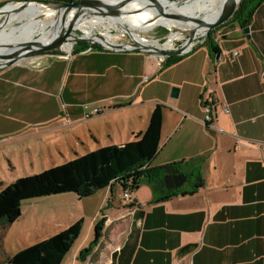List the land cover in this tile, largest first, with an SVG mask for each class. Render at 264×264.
<instances>
[{
    "label": "crops",
    "instance_id": "obj_1",
    "mask_svg": "<svg viewBox=\"0 0 264 264\" xmlns=\"http://www.w3.org/2000/svg\"><path fill=\"white\" fill-rule=\"evenodd\" d=\"M248 27L250 31L244 35L236 24L229 23L213 41L217 53L207 52L210 61L216 56L210 65L212 72L207 74L214 86L211 132L205 129L198 100L194 107L181 106L194 98L186 89L179 88L178 101H165L168 106H164L156 158L161 156L159 165L166 167L180 160L204 157L201 166L178 168L187 180L188 176L198 178L195 191L159 200L164 194L158 186L145 181L144 194L135 199L131 195V201L143 212L141 218L135 219V208H124L122 202L120 211L101 216L106 222L94 251L105 244L106 254L101 263L92 251L84 259L86 262L110 264L113 254L135 230L138 239L129 264H264V2ZM150 58L153 57L138 51L91 50L71 57L50 53L0 69V139L21 137L25 143L22 150L31 156L37 136L56 131L51 126L60 120L63 108L84 126L85 136L95 142L94 150L102 147L103 138L113 142L119 135L120 145L111 146L131 142L125 139L147 128L153 108L145 110L141 103H124L131 96L121 94L118 87L124 82L126 87L134 85L133 76L137 74L140 79L148 67L152 69ZM65 73L71 81L68 94L98 98L85 107L58 100ZM194 91L197 97L199 91ZM63 92L64 88L61 96ZM95 108L102 112L84 119ZM48 123L43 129L37 128ZM203 128L211 137L207 147L193 135V131ZM90 150L93 151L87 146L85 154ZM116 187L119 186L94 194L114 197ZM163 190L167 191L164 186ZM173 191L190 190L180 187ZM78 220L82 223V215L75 217ZM76 222L69 233L75 241L81 227ZM61 238L65 247L69 238ZM190 244L196 248L180 255V250Z\"/></svg>",
    "mask_w": 264,
    "mask_h": 264
},
{
    "label": "rangeland",
    "instance_id": "obj_2",
    "mask_svg": "<svg viewBox=\"0 0 264 264\" xmlns=\"http://www.w3.org/2000/svg\"><path fill=\"white\" fill-rule=\"evenodd\" d=\"M7 1L9 0H0V6ZM194 1L195 0H165V5L162 7L167 9H169V6L171 5H173V7H181L185 2ZM120 17V22L112 20L107 22L98 19L101 25L105 26L106 29L102 31L96 30L93 32L94 35L100 36V38L107 36V39L104 40L114 44L135 43L138 46H144V43L156 41L160 46H163L167 43L170 33L167 29L158 26V24L146 20L143 16L137 18H125L124 15H122ZM20 24L21 23L14 22L11 24L13 28H15V32L12 33L13 37L20 35L22 32V29L19 28ZM157 26L159 28H156ZM223 30L224 29L219 28L217 30L209 31L211 32V38L208 39V37H206V41L208 42H203L205 36H199L195 40L196 46L193 50L186 55L180 56L181 58L179 61L172 65L161 66L156 59L150 58L149 60L152 69H149L148 67L147 71L141 75L140 79L137 74L133 76L131 79L135 81L134 85L131 84L126 87L127 84H125V82L124 84L119 85L118 88L121 94L127 93L129 97L131 96L130 99L124 103L132 105L141 103L145 110H151L154 104L168 106L165 103L166 100H169L170 102H176L179 100L170 97L171 89L176 88L179 90V88L182 87L190 92V95L193 94L194 98L191 101H186L185 104H181V106L186 107L193 104L194 107L198 100L197 104L203 114L202 120L204 122L206 115L203 105L206 107L210 106L214 87L212 83L210 84L207 74L212 72L210 65L215 63L214 59L216 57L214 55L210 61L208 53L212 50L211 45H213L214 48L216 46L215 42H213L215 36L217 35L220 37ZM37 31L38 26H35L31 31L32 37L30 41L36 37ZM64 34L68 39H71L70 41L72 43L84 36L83 33L75 28L67 29ZM133 36H136L138 40H134ZM186 41V37L176 40L171 44L169 49L171 51L177 50ZM65 42H67V40H65ZM73 50L74 46L71 51ZM58 52H60L59 54L67 53L62 51L61 48H59ZM85 52H87V50ZM140 53L142 55L144 54L142 52ZM0 54L2 55V52H0ZM154 55L157 60H159L161 55H158L157 53ZM57 56L59 55L57 54ZM166 57L169 56L165 55V58ZM204 66L206 67L205 70ZM70 83V78L68 76L66 79L65 73L59 84L60 93L58 100L61 101L63 99L73 104L82 103L85 107L84 104L95 101V99L98 98L97 96L85 97L76 93L68 94L67 87ZM63 88L64 92L61 96ZM194 90H197L196 92L199 91L197 97ZM110 104L114 105L115 102L111 100ZM93 110L94 109L86 115L92 113ZM61 111L60 120L58 122H53L51 126L56 131H53L47 136H37V139L35 140V151L31 156L26 152L24 153V150H22V145L25 143L21 137L17 138L8 136L0 139V192L8 184L10 185L18 178H24L36 173L39 174L44 170L63 165L64 163L73 160L78 154L84 155L87 146L94 151L95 142L93 139L91 140L90 138L89 140L85 136L83 130L84 126L78 122L76 123L74 117L68 115L63 108ZM85 116L84 119H86ZM91 116H96V114H92ZM101 117H103V115L100 116V118ZM48 125L49 123L47 125H38L37 128L43 129ZM193 135L197 142L199 144L201 143L203 147L210 145L211 137L205 135L204 128L193 131ZM201 136L204 137L201 138ZM205 136L207 137L205 138ZM125 140L133 141L134 138ZM101 143L102 147L109 144L120 145L121 139L118 135L113 142H111V139H108L107 141V138H103ZM160 157L154 158L151 161L153 168L164 166L159 165L161 163ZM195 182V178L192 177L187 180L183 187H181V190H190L194 187ZM142 186H145V182H142L139 188L134 190L131 194L134 199L137 195L144 194ZM123 194L124 191L120 187H116L114 197L108 195V198H103V195L99 193L96 195L94 194L81 202H76L74 198L78 199V197L74 195L50 196L22 202L20 216L12 225H3L0 223V264H5V259L13 256L19 250L53 236H67L69 238L65 245L66 256H64L61 264H89V261L86 262L83 259H79L78 256L84 249H87L93 241V228L101 220V216L108 211L111 213H117L121 210L119 204L122 202ZM78 214L82 215L84 220L81 223L80 231L76 234L78 235V239L75 241V239L72 240L69 233L72 231V227H74L76 222L75 217H77ZM105 248L106 246L104 244L102 247L99 246L98 249L93 252L94 256L96 255L95 259H99L101 263L103 262L102 257L106 254L104 251Z\"/></svg>",
    "mask_w": 264,
    "mask_h": 264
},
{
    "label": "trees",
    "instance_id": "obj_3",
    "mask_svg": "<svg viewBox=\"0 0 264 264\" xmlns=\"http://www.w3.org/2000/svg\"><path fill=\"white\" fill-rule=\"evenodd\" d=\"M57 2H75L77 0H51ZM264 0H243L238 12L223 24L220 29L230 24H236L240 29L249 26L251 17ZM217 28V29H219ZM216 29V30H217ZM209 32L208 39L211 37ZM208 42V41H206ZM73 54L86 51L87 43L74 41ZM213 44V43H211ZM210 44V45H211ZM211 54H216L217 49L211 45ZM99 50L94 47L92 50ZM57 55V54H56ZM60 55V54H58ZM181 57H166L160 64L168 66L179 61ZM205 106V105H203ZM165 107L160 104L154 105L148 119V126L143 132H138L134 140L124 143L121 146H105L98 150L90 151L85 155L76 156L73 160L63 165L44 170L27 177L18 178L15 182L8 184L0 192V223L12 225L20 216L21 204L25 201L45 197H56L60 195H74L80 199L91 197L94 193L107 187L119 186L124 193L130 195L139 188L142 182L153 183L164 194L159 200H166L177 195H190L197 188L196 183L187 193L181 191H164L161 180L164 167H150L151 161L157 157L160 149V134L162 129V115ZM205 129L211 132L209 124ZM204 157H195L187 160H180L172 164L175 168L188 166H201ZM191 176H188L190 179ZM198 184V183H197ZM128 208H135L134 218L139 220L143 212L132 202ZM105 219L102 218L93 228V241L87 249H84L78 256L85 259L96 248L103 236ZM81 221L76 222V226ZM137 232L132 230L127 242L121 247L118 253L113 254L110 264H129L137 244ZM66 249L63 239L59 236L48 237L38 243H34L13 256L6 258L5 264H61Z\"/></svg>",
    "mask_w": 264,
    "mask_h": 264
},
{
    "label": "bare ground",
    "instance_id": "obj_4",
    "mask_svg": "<svg viewBox=\"0 0 264 264\" xmlns=\"http://www.w3.org/2000/svg\"><path fill=\"white\" fill-rule=\"evenodd\" d=\"M101 2L110 3L112 7L108 10L99 8L91 11L63 10L57 12L56 9L43 6V4L13 3L0 11V52L2 55L14 56L30 44L55 37L58 48L71 54L74 43L64 34L69 28H75L83 33L84 36L77 41H84L87 44L99 41L105 42L109 47L114 46V48L138 46L135 43L114 44L104 40L107 36L100 38L94 35V31L106 29L98 19L120 22L122 15L125 18L143 16L146 20L165 27L170 33L167 43L163 46L156 41L147 42L144 46H138L143 50L155 52L166 49L162 51H167L172 43L185 37L188 41L184 47L187 49L196 38L206 34L207 25L223 16L235 0H195L185 2L181 7L171 5L169 9L162 7L165 5V0H133L130 2L129 0H101ZM168 15H172L174 21L169 19ZM13 22L21 23L19 28L22 32L16 37L12 36L15 32V28L11 25ZM35 26H38L37 35L30 41L31 31ZM133 39L138 40L136 36H133Z\"/></svg>",
    "mask_w": 264,
    "mask_h": 264
},
{
    "label": "water",
    "instance_id": "obj_5",
    "mask_svg": "<svg viewBox=\"0 0 264 264\" xmlns=\"http://www.w3.org/2000/svg\"><path fill=\"white\" fill-rule=\"evenodd\" d=\"M130 1H133V0H129V2ZM242 2H243V0H235V2H233V4H232L231 8L227 12H225L223 16H221L216 21L209 23L207 25L206 34L203 35V36H205L203 39V42L206 41V37H208L209 31L216 30L217 28H219L223 24H225L233 16H235V14L238 12ZM13 3L14 4H23V5H26V4H29V5L43 4V6L56 9L57 12H60L63 10L91 11L93 9H99V8H100V10H102V9L108 10L109 8L112 7V5L110 3H103V2H101V0H77L75 2H57V1H51V0H9L0 6V11L4 8L8 7L9 5L13 4ZM94 11H96V10H94ZM168 18L171 19L172 21H174L172 15H168ZM156 28H159V27L157 26ZM163 28H165V27H163ZM249 31H250L249 27L242 30L244 35H247ZM55 39L56 38L53 37V38H49V39H46V40L41 41V42L30 44L14 56L13 55L12 56L0 55V69L9 67L11 65L13 66L14 64L20 62L21 60H23L25 58H30V57H33L36 55H45V54H50V53L59 54L60 52H58V45L56 44ZM187 41L185 43H187ZM184 44H182L181 47L177 50H172V51L170 49L167 51H162V50L157 51L156 50L155 52L143 50L142 48H140L138 46H133V45L130 47L127 46L124 48H114V46L109 47L108 44H106L105 42H99V41L89 43L88 45L85 46V48H87V51L92 50L94 47H99L101 50L114 51L117 53L118 52L131 53V52L138 51V52H142L144 54H149V55H154L155 53H157L158 55H161L163 57H165V55L171 56V57H176V56L180 57V56H183V55L190 53L193 50V48L196 46L195 41L187 49L184 47ZM72 54L73 53H71V54L65 53L64 55L67 57H69V56L71 57ZM178 92H179L178 89L172 88L171 92H170V97L172 99H176L178 97ZM163 170H164V172H163L164 175L162 178V183L164 184V189L167 190V192H170V191L176 190L180 187H183V185L187 182V177L184 174H182V172L178 168H175L173 165H170V166L167 165L166 167H164ZM195 248H196V245H194V244L186 245L185 247H183L180 250L179 254L185 255V254L189 253L192 249H195Z\"/></svg>",
    "mask_w": 264,
    "mask_h": 264
},
{
    "label": "built area",
    "instance_id": "obj_6",
    "mask_svg": "<svg viewBox=\"0 0 264 264\" xmlns=\"http://www.w3.org/2000/svg\"><path fill=\"white\" fill-rule=\"evenodd\" d=\"M88 52V51H87ZM151 57H153L154 59H156V61L158 63H161L164 61L165 57L163 56H160L159 57V60H157L156 56L155 55H150ZM212 105V104H211ZM205 108V124H209L210 127H211V122L213 121L214 119V114L212 112V107L211 106H204ZM101 111L100 110H97V109H94L92 113H90L89 115H86V119H88L92 114H99ZM131 195L128 193V192H125L122 196V204H123V207L124 208H128L130 206V204L132 203L131 201Z\"/></svg>",
    "mask_w": 264,
    "mask_h": 264
},
{
    "label": "flooded vegetation",
    "instance_id": "obj_7",
    "mask_svg": "<svg viewBox=\"0 0 264 264\" xmlns=\"http://www.w3.org/2000/svg\"><path fill=\"white\" fill-rule=\"evenodd\" d=\"M222 29H225V27H223ZM163 175H164V173H163ZM161 183H162V180H161ZM162 185L164 186V184L162 183Z\"/></svg>",
    "mask_w": 264,
    "mask_h": 264
}]
</instances>
